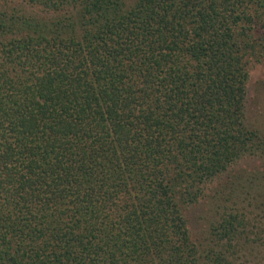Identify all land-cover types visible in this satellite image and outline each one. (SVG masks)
Segmentation results:
<instances>
[{
	"label": "trees",
	"instance_id": "trees-1",
	"mask_svg": "<svg viewBox=\"0 0 264 264\" xmlns=\"http://www.w3.org/2000/svg\"><path fill=\"white\" fill-rule=\"evenodd\" d=\"M262 60L264 0H0V264H264L240 207L184 213L264 157Z\"/></svg>",
	"mask_w": 264,
	"mask_h": 264
},
{
	"label": "rangeland",
	"instance_id": "rangeland-1",
	"mask_svg": "<svg viewBox=\"0 0 264 264\" xmlns=\"http://www.w3.org/2000/svg\"><path fill=\"white\" fill-rule=\"evenodd\" d=\"M249 65L245 104L246 122L252 128L262 129L264 128V60ZM202 189L200 200L188 206L184 212L189 232L196 243L203 241L210 224L223 211L235 207L243 209L252 227L261 225V229H264V213L258 209L261 207L260 203L264 204V157H243L225 173L208 180ZM248 202L251 206L246 208Z\"/></svg>",
	"mask_w": 264,
	"mask_h": 264
}]
</instances>
